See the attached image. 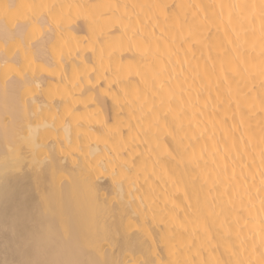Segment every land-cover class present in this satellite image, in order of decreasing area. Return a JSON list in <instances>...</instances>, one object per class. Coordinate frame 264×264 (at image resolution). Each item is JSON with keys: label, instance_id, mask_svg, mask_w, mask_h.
I'll return each mask as SVG.
<instances>
[{"label": "bare ground", "instance_id": "obj_1", "mask_svg": "<svg viewBox=\"0 0 264 264\" xmlns=\"http://www.w3.org/2000/svg\"><path fill=\"white\" fill-rule=\"evenodd\" d=\"M4 4L0 264H262L264 0Z\"/></svg>", "mask_w": 264, "mask_h": 264}, {"label": "snow or ice", "instance_id": "obj_2", "mask_svg": "<svg viewBox=\"0 0 264 264\" xmlns=\"http://www.w3.org/2000/svg\"><path fill=\"white\" fill-rule=\"evenodd\" d=\"M9 7L15 8L16 5H7V4H4L3 6H0V9L7 10ZM28 7H30V8H34V7H41V8H43V7H47V6L46 5H39V6H37V5H29ZM5 54H7L6 51H5ZM7 63H8V61L6 60L5 61V64H7ZM5 87H7V82H5ZM143 264H147V262L145 261V262H143ZM262 264H264V259H262Z\"/></svg>", "mask_w": 264, "mask_h": 264}]
</instances>
